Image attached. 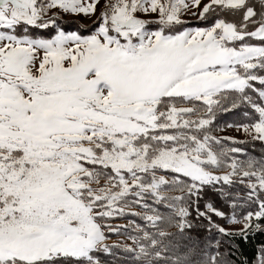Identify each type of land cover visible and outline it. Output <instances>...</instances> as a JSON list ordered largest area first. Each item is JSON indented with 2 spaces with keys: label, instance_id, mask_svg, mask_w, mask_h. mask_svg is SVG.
<instances>
[{
  "label": "snow or ice",
  "instance_id": "1",
  "mask_svg": "<svg viewBox=\"0 0 264 264\" xmlns=\"http://www.w3.org/2000/svg\"><path fill=\"white\" fill-rule=\"evenodd\" d=\"M0 264H264V0H0Z\"/></svg>",
  "mask_w": 264,
  "mask_h": 264
},
{
  "label": "rangeland",
  "instance_id": "2",
  "mask_svg": "<svg viewBox=\"0 0 264 264\" xmlns=\"http://www.w3.org/2000/svg\"><path fill=\"white\" fill-rule=\"evenodd\" d=\"M226 134H232V135H237L236 133H231V132H230V133H226ZM121 222H122V221H121Z\"/></svg>",
  "mask_w": 264,
  "mask_h": 264
}]
</instances>
